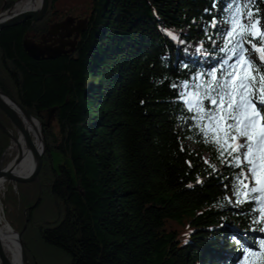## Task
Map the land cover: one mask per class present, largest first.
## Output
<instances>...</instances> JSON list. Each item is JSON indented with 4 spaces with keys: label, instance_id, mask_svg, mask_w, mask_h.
<instances>
[{
    "label": "trees",
    "instance_id": "obj_1",
    "mask_svg": "<svg viewBox=\"0 0 264 264\" xmlns=\"http://www.w3.org/2000/svg\"><path fill=\"white\" fill-rule=\"evenodd\" d=\"M17 1L0 0V11ZM229 2L50 0L42 21L0 33V89L41 121L46 141L38 182L16 184L17 193L8 183L14 202L7 220L17 233L26 227L28 264H243L252 257L246 249L264 264L262 201L252 199L260 192L248 180L241 185V149L232 152L241 167L228 155L238 143L224 135L230 121L222 107L216 135L227 151L220 156L223 149L201 140L180 91L188 81L191 92H202L196 86L213 68L221 78V61L231 55L219 51L229 47L224 33L232 35ZM247 10L256 20L264 0ZM76 13L85 29L73 52L56 60L28 56L26 39L41 42ZM214 18L209 40L204 29ZM196 40L218 58L209 69L205 58L184 60V45ZM0 121L17 135L1 109ZM10 146L0 128V159ZM239 251L237 260L227 255Z\"/></svg>",
    "mask_w": 264,
    "mask_h": 264
},
{
    "label": "snow or ice",
    "instance_id": "obj_2",
    "mask_svg": "<svg viewBox=\"0 0 264 264\" xmlns=\"http://www.w3.org/2000/svg\"><path fill=\"white\" fill-rule=\"evenodd\" d=\"M233 4H235L234 8ZM246 7L247 0L244 7L241 6L240 0H230L227 5L226 10H232L230 17L232 35H229L228 32L224 33L225 36L229 37V47L221 46L219 51L230 52L231 55L226 56L221 61V78L217 80L216 69L213 68L210 73H206L210 76V80L196 86L197 89H202V92L197 90L188 94L181 93V97L188 106L186 111L196 113L195 118L198 123L195 126L199 129V133H203L201 140L204 143L217 144L219 149H223L219 152L220 156H223L224 152L227 151L225 145L220 142L216 135V131L219 130L218 121L222 107L224 118L230 121L226 125L225 137L233 142H236L238 137L245 138V142L243 144L236 143L228 155L232 157L231 162L236 167H241V156H232V152H238L241 148L244 149L243 162L247 167L241 168L239 174L242 177L241 185L246 187L244 181L248 179V176H243L245 171L248 172L253 181L251 192L257 191V182L261 184L260 196H253L252 199L262 201L261 220L264 221V123H262L264 121V115H262L264 113V71H262L264 70V33H260L257 44L256 33L252 30H258L260 18L252 20V12L246 11ZM244 19H247L248 22L244 23ZM210 27H216L215 18L205 27L206 35H208ZM164 31L174 42L184 43L178 34L170 30ZM208 39H212L211 35H208ZM203 44L204 41H201L200 47L196 49L197 52L200 51ZM213 45H215V41H213ZM181 83L185 87L188 85V81ZM171 87L176 89L178 85L172 83ZM204 100L209 101L207 111L204 110ZM225 105L226 107H224ZM180 119L185 120V117L182 116ZM213 150L216 151L217 149ZM258 171L260 172L259 180L257 178ZM233 194L236 195L237 193L234 191ZM240 194L246 195L242 189ZM260 231H264V229H260ZM260 244L261 247H264V241H261ZM246 251H248L249 256L255 257L257 255L256 251L247 249ZM260 259L264 261V253L260 255Z\"/></svg>",
    "mask_w": 264,
    "mask_h": 264
},
{
    "label": "water",
    "instance_id": "obj_3",
    "mask_svg": "<svg viewBox=\"0 0 264 264\" xmlns=\"http://www.w3.org/2000/svg\"><path fill=\"white\" fill-rule=\"evenodd\" d=\"M19 1L20 0H18L17 3ZM41 1H42L41 8L38 11H25V12L13 15L12 17H9L7 19H3V20L0 19V33L4 29L19 26L27 22L30 19L35 22L42 21L48 14L49 7H50V0H41ZM16 4H14L10 9L0 12V17L3 16L4 14H9L13 10ZM68 24L69 22L64 23V24L54 25L49 33L50 38L47 39L45 37L39 43L33 40H30V39H26L23 42L25 52L28 54L30 58L36 61L56 60L64 55H67L73 52L76 47V42H72L68 40L65 41L63 38V35L59 33L60 30L67 31L66 38H70L71 33L68 29ZM84 29H85V23H82L80 27L76 29V31L80 34V32ZM58 34L61 35L62 40H55L53 42L52 37ZM67 48H70V50H67ZM8 101L10 103H8ZM11 104L15 105L20 110L25 120H27L28 122H33L36 120L39 123L40 139L42 142L41 151H39V149L35 146L34 139L31 136V133L29 132L25 122L15 112ZM0 109L5 113L8 119L11 121L17 133L24 138L25 143L28 149L32 152L34 160H35V169L32 172V174L28 177H19V176L14 175L11 171L6 172L1 169L2 162L4 160V156H3L0 162V180H4L7 183H16V184H33V183L38 182L39 175L43 168V157L46 151V141H45V135L43 132V124L38 118L34 117L25 107H23L15 99H13L9 95H7L5 92H3L1 89H0ZM0 128L4 131L5 134H7L10 137L12 143H17L16 136L6 126H4L1 123V121H0ZM21 160H22V153L20 151L19 157L18 159H16V163L20 162ZM25 228L26 227H24L21 233H17L19 243L21 246L22 264H28V255L25 249L24 240L22 238V234ZM0 264H12L5 250L2 247L1 241H0Z\"/></svg>",
    "mask_w": 264,
    "mask_h": 264
},
{
    "label": "bare ground",
    "instance_id": "obj_4",
    "mask_svg": "<svg viewBox=\"0 0 264 264\" xmlns=\"http://www.w3.org/2000/svg\"><path fill=\"white\" fill-rule=\"evenodd\" d=\"M41 4V0H20L9 14H4L0 17V19H7L9 17H12L13 15L25 11H38L41 8ZM259 26L262 27L263 24H260ZM8 103L10 102L8 101ZM11 106L13 107L15 112L23 119L29 132L31 133V136L34 139L35 146L39 149V151H41L42 142L40 139L39 123L36 120L33 122H28L27 120H25L20 110L15 105L11 104ZM15 136L17 138V143H12L11 141V146L8 148L5 154L13 158L6 166L2 167L1 169L6 172L11 171L14 175L19 177H28L32 174L35 169V160L32 152L28 149L24 138L18 133ZM20 151L22 153V160L16 163V159H18ZM6 184V181L0 180V193ZM1 207L2 206L0 201V241L2 247L5 250L12 264H22L21 246L19 243L17 232H15L11 228L10 224L5 220L6 216L4 217L5 214L3 213Z\"/></svg>",
    "mask_w": 264,
    "mask_h": 264
},
{
    "label": "rangeland",
    "instance_id": "obj_5",
    "mask_svg": "<svg viewBox=\"0 0 264 264\" xmlns=\"http://www.w3.org/2000/svg\"><path fill=\"white\" fill-rule=\"evenodd\" d=\"M65 1V3H70V0H64ZM252 0H247V5L251 2ZM17 3V2H16ZM15 3V4H16ZM249 9V8H248ZM2 11H4V8H2V10L0 11V12H2ZM75 17V18H71V17ZM259 18H260V24H263V26L262 27H260V26H258V30L257 29H253L252 31L254 32V33H256V38H259L260 37V33H264V11H261L260 12V16H259ZM251 19H252V17H251ZM253 20V19H252ZM69 22V24H68V29H69V31H70V33H71V37L70 38H66V32L67 31H63V30H60L59 31V33L60 34H62L63 35V32H64V35H63V37H64V40L65 41H72V42H75L76 41V39H77V36L79 35V33L76 31V29L77 28H79L80 27V25L82 24V23H84L83 22V16H82V14H74V15H70V17L69 18H67V19H65V21H63V22H61V23H58V24H64V23H68ZM243 22L244 23H247L248 22V20L247 19H244L243 20ZM259 24V25H260ZM226 27V26H225ZM224 27V28H225ZM227 29H229V27H226V30ZM184 33L185 34H187L188 33V29L186 28V29H184ZM59 35V34H58ZM58 35H56V36H53L52 37V41L55 39V38H57V36ZM61 36V35H60ZM50 38V36L47 38V39H49ZM57 40H62V39H57ZM185 46V48L187 49L186 51V54H185V57H184V60H194V59H200V58H205V63H206V68L205 69H209V67H210V65L212 64V63H214V62H216V61H218V58L217 57H215V56H208V54H207V51H205V48H203V47H201L200 48V51L199 52H197L196 51V49L198 48V47H200V42L199 41H194L191 45H184ZM257 55H260V53H257ZM229 63H231V61H229ZM245 75H247V73H245ZM180 91H181V93H184V94H188V93H190L191 92V88H190V86L189 85H187V87H185L184 85H182L181 86V88H180ZM262 115H264V113H262ZM262 123H264V121H262ZM222 130H223V128H222ZM238 139V143L239 144H243L244 142H245V138L244 137H238L237 138ZM187 144L189 145V146H191L193 149H195V150H197V147L196 146H194L193 144H192V142H190V141H188L187 142ZM8 150V149H7ZM7 152V151H6ZM6 152L2 155V157L6 154ZM243 152H244V149L243 148H241V153L243 154ZM1 157V158H2ZM204 157L206 158V160L207 161H210V159L208 158V155L207 154H204ZM12 158L13 157H9L8 155H5V160H3V164H2V167H4V166H6L11 160H12ZM0 162H1V159H0ZM242 164L244 165V166H246L245 164H244V162H243V159H242ZM247 167V166H246ZM246 172V176H248V182H249V184L251 185V187H252V185H253V181H252V178H251V176L248 174V172L247 171H245ZM257 178H258V180H259V178H260V172L258 171V173H257ZM12 185V188H13V191H14V193H17L19 190H18V188H17V185H16V183H12L11 184ZM256 187H257V191L256 192H260V188H261V184L259 183V182H257L256 183ZM9 189H10V184H6L5 185V187L3 188V190L1 191V193H0V201H1V208H2V211H3V213L4 214H6V215H4V217L6 216V218H5V220L9 223V217H7V207H8V205L9 206H13V202H14V197H13V194H9L8 192H9ZM231 197H233V194L231 193ZM14 208H12V210H13ZM24 213H26V211H24ZM7 218H8V220H7ZM264 232V231H263ZM236 244H232V246H231V248H233V249H235V246ZM223 254V253H222ZM228 256H230V258L231 257H233V258H236V260L237 259H239V258H241L242 256H243V252H241V251H239V252H236V253H232V254H227ZM223 256H225L224 254H223ZM243 264H258V260L256 259V257H251V258H248L247 260H245V261H243Z\"/></svg>",
    "mask_w": 264,
    "mask_h": 264
},
{
    "label": "flooded vegetation",
    "instance_id": "obj_6",
    "mask_svg": "<svg viewBox=\"0 0 264 264\" xmlns=\"http://www.w3.org/2000/svg\"><path fill=\"white\" fill-rule=\"evenodd\" d=\"M63 35H64V32H63ZM58 38L61 39V36L58 35L57 38H55V39L53 40V42H54L55 40H57ZM63 38H64V37H63Z\"/></svg>",
    "mask_w": 264,
    "mask_h": 264
},
{
    "label": "built area",
    "instance_id": "obj_7",
    "mask_svg": "<svg viewBox=\"0 0 264 264\" xmlns=\"http://www.w3.org/2000/svg\"><path fill=\"white\" fill-rule=\"evenodd\" d=\"M226 27H229L228 24H226ZM226 27H225V29H226Z\"/></svg>",
    "mask_w": 264,
    "mask_h": 264
}]
</instances>
